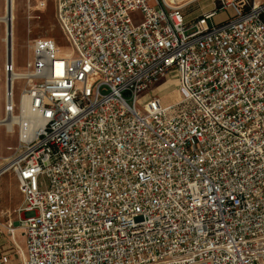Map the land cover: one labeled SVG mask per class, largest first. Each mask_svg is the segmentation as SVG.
Instances as JSON below:
<instances>
[{
    "label": "built area",
    "instance_id": "obj_1",
    "mask_svg": "<svg viewBox=\"0 0 264 264\" xmlns=\"http://www.w3.org/2000/svg\"><path fill=\"white\" fill-rule=\"evenodd\" d=\"M53 1L73 53L34 38L16 73L6 29L0 123H24L0 124L18 128L0 176L24 197L22 264H264V0L191 18L174 0Z\"/></svg>",
    "mask_w": 264,
    "mask_h": 264
},
{
    "label": "rangeland",
    "instance_id": "obj_2",
    "mask_svg": "<svg viewBox=\"0 0 264 264\" xmlns=\"http://www.w3.org/2000/svg\"><path fill=\"white\" fill-rule=\"evenodd\" d=\"M185 3L189 0H178ZM215 0H191L186 4L184 12L189 18L195 17L201 11L211 7ZM217 2V1H216ZM16 21H15V47L14 65L17 72H27V64L34 59V50L31 47L34 38H47L55 41L61 55L73 53V46L56 19V11L53 0H16ZM6 13V0H0V15ZM235 14L234 9L218 11L213 18L215 24H220L229 20ZM135 23L141 18V12L136 11L131 14ZM6 24L0 21V119L4 116L5 106V62L7 58ZM175 82L168 81L161 87ZM25 86L24 79H17L14 82V96L16 104L19 101L21 92ZM178 88L171 84L163 93V103L172 104L181 99ZM18 144V128L12 132L7 131L4 125H0V165L4 158L9 156L10 147ZM9 177L11 187L16 185L19 191L18 181L15 175L7 172L3 176ZM1 176V177H3ZM0 177V179H1ZM9 186V185H8ZM10 187V186H9ZM11 189V188H10ZM17 198L11 195V190H6V199H0V264H20L23 258L21 247H23L24 237L18 225L16 208L22 201L20 191ZM4 204V205H3ZM15 229L16 238L10 232Z\"/></svg>",
    "mask_w": 264,
    "mask_h": 264
},
{
    "label": "bare ground",
    "instance_id": "obj_3",
    "mask_svg": "<svg viewBox=\"0 0 264 264\" xmlns=\"http://www.w3.org/2000/svg\"><path fill=\"white\" fill-rule=\"evenodd\" d=\"M15 7H16V0H6V13L4 15H0V21H4L6 24V29L8 28L9 30L8 43L10 44L9 49L12 55H14V47H15V28H16V25H15L16 9ZM3 39L5 40V37H3ZM16 73H22V72H16ZM25 106H23L24 114L26 113ZM0 121H2V118L0 119ZM15 122H19V124L23 126L24 116H15L11 120H7L5 123L1 122L0 124H7V128L10 130Z\"/></svg>",
    "mask_w": 264,
    "mask_h": 264
},
{
    "label": "crops",
    "instance_id": "obj_4",
    "mask_svg": "<svg viewBox=\"0 0 264 264\" xmlns=\"http://www.w3.org/2000/svg\"><path fill=\"white\" fill-rule=\"evenodd\" d=\"M174 1H176L179 5H183V6H186V4L187 3H189V1H191V0H189L188 2H185V3H179V1L178 0H174ZM214 4H215V1L213 2V5L211 6V7H209V8H207V9H205V10H203V11H201L200 13H198L196 16H198V15H200L201 13H203V12H206V11H209V10H211L212 8H213V6H214ZM195 16V17H196ZM190 17V16H189ZM171 85V84H170ZM169 85V86H170ZM169 86H166V87H164V88H162V87H160L161 89L160 90H163L162 91V96H163V93L165 92V90L167 89V87H169ZM11 173H13V172H11ZM6 174V173H5ZM14 174V173H13ZM4 175V174H3ZM3 175H1V176H3ZM15 175V174H14ZM0 176V177H1ZM15 177H16V179H17V181H18V178H17V176L15 175ZM10 187H9V186ZM18 185H19V181H18ZM11 188V189H10ZM6 190H11V195L12 196H14V198H17L18 197V195H19V191H20V188H19V191H18V187L16 188V185H13L12 187H11V182H9V177H7L6 175L5 176H3V177H1V179H0V199L1 200H3L4 198L6 199ZM20 193H21V195H22V201H21V203L23 202V194H22V192L20 191ZM21 203L18 205V207L21 205ZM4 205V204H3ZM17 219H18V217H17ZM21 232V234L23 235V237H24V243H23V247H21V252H22V254H23V258H22V260H21V263L20 264H22V261H23V259H24V256H25V248H26V243H25V236H24V233H23V231L21 230L20 231ZM16 231L14 232V237L16 238Z\"/></svg>",
    "mask_w": 264,
    "mask_h": 264
},
{
    "label": "water",
    "instance_id": "obj_5",
    "mask_svg": "<svg viewBox=\"0 0 264 264\" xmlns=\"http://www.w3.org/2000/svg\"><path fill=\"white\" fill-rule=\"evenodd\" d=\"M11 31V30H10ZM8 32H9V30H8ZM9 46H10V44L8 43V48H9ZM10 50V49H9Z\"/></svg>",
    "mask_w": 264,
    "mask_h": 264
}]
</instances>
